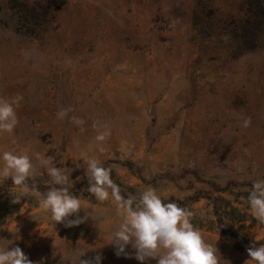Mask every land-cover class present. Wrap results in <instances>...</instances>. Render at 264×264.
<instances>
[{"label":"rangeland","instance_id":"374dc122","mask_svg":"<svg viewBox=\"0 0 264 264\" xmlns=\"http://www.w3.org/2000/svg\"><path fill=\"white\" fill-rule=\"evenodd\" d=\"M0 99L15 101L18 118L0 134V150L39 153L33 178L48 184L50 156L73 188L85 176L74 163L85 152L115 172L122 196L151 185L165 201L185 203L221 264L250 257L217 231L209 196L239 217L223 221L242 243H264L247 204L252 181L264 179V0H0ZM60 109H71L63 120ZM95 122L110 130L103 152ZM229 183L232 192L214 190ZM11 195L0 192V240L11 241L0 246L20 247L33 264H73L77 248L100 264H141L131 245L126 258L109 244L119 223L111 197L76 195L77 216L90 217L66 227L34 195L19 203Z\"/></svg>","mask_w":264,"mask_h":264},{"label":"clouds","instance_id":"9594fccd","mask_svg":"<svg viewBox=\"0 0 264 264\" xmlns=\"http://www.w3.org/2000/svg\"><path fill=\"white\" fill-rule=\"evenodd\" d=\"M14 103V100L0 99V134H11L18 125ZM70 110L60 109L56 118L63 120ZM70 121L78 127L84 124L82 119L75 116ZM250 122V118H245L242 127H248ZM93 128L96 129L95 149L103 152V143L110 135V130L98 122L93 124ZM12 142L15 143L14 138ZM34 159H40V154H30L28 150H0V182L11 180L9 190L12 193V203H19L23 197L34 195L38 198V208L55 226L58 223H64L66 227L78 226L88 219L90 214L84 210V217L77 216L83 205L80 198L69 191V186L74 181L65 168L55 166L52 157L46 156L43 160L49 177L47 183L51 187L41 193L35 183H29L35 176ZM77 161H83V165ZM74 163L76 168H84L88 182L86 190L96 201L103 202L109 197L115 201L114 212L119 223L110 235L109 244L114 246L117 256L129 257L126 248L131 245L135 250L134 258L141 264L149 258L155 259L157 264H221L216 244L209 243L191 223V218L195 215L192 210L181 207L174 201H165L151 185L122 196L119 187L111 179L112 169L104 167L97 158L90 157L85 152ZM79 179L78 177L77 180ZM247 204L257 226L264 231V179L252 181L248 189ZM73 216L76 218L68 219ZM9 231L16 233L18 228ZM6 242L11 244V241L0 240V245ZM86 252L80 248L75 249L73 264H100V255L95 256L94 261L82 259ZM247 253L250 259L245 264H264V243L249 247ZM0 264L33 262L18 246H0Z\"/></svg>","mask_w":264,"mask_h":264},{"label":"trees","instance_id":"16d2710c","mask_svg":"<svg viewBox=\"0 0 264 264\" xmlns=\"http://www.w3.org/2000/svg\"><path fill=\"white\" fill-rule=\"evenodd\" d=\"M123 164L124 166H127L130 170H132V163H120ZM104 167H109V165H103ZM111 179L113 181V183H115L116 185L118 184L117 181V177L115 172L112 170L111 171ZM44 178H33L32 180L29 181V183H35L36 187L38 189L39 192L44 193L48 190L49 187H51L50 184H46V181ZM11 185V180H6L4 181L1 185H0V192L2 191H10ZM234 185V183H229L226 187L219 189V187H215L214 190H216L217 192H232V190H230L229 188ZM88 186V182H87V178L84 176L81 183L73 188H69V191L73 194V195H79L80 193H83V195L87 196L89 193L87 192L86 188ZM120 194L122 195V192H120ZM248 195V193H247ZM200 199V197L198 195H194L192 197H188L186 199V202L188 203H192L195 201H198ZM207 199L209 201H211L213 203L214 206V213L217 216V231L220 232L221 234L227 235L229 237H231L232 239L235 240V248L239 251L242 252H246L247 253V249L251 246H249L247 243H242V242H246L244 238H242L240 235H238L235 230L233 229V227L231 226V224H227L225 223L223 220L227 219L228 221H233L238 219L239 217H234L233 215H231V212L227 211L226 209L221 207L222 202H224V204L229 206V203H227V201H225L223 198L221 197H207ZM186 203V205L188 204ZM182 207L185 206V203H180ZM233 211H235V209H232ZM246 244V245H244Z\"/></svg>","mask_w":264,"mask_h":264}]
</instances>
